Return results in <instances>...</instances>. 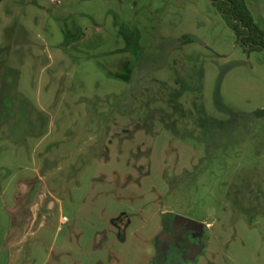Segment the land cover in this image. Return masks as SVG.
Returning a JSON list of instances; mask_svg holds the SVG:
<instances>
[{"label": "rangeland", "instance_id": "obj_1", "mask_svg": "<svg viewBox=\"0 0 264 264\" xmlns=\"http://www.w3.org/2000/svg\"><path fill=\"white\" fill-rule=\"evenodd\" d=\"M246 2L264 30V0ZM9 5L15 17L10 7L0 10L4 85L16 82L11 88L21 98L63 104L49 141L66 145L54 169L55 183L69 194L61 197L68 220L60 223L59 209L43 228L39 219L33 255L20 264H264V117L257 115L264 109V49L240 41L220 4ZM28 47L44 54L22 56ZM12 51L20 52L19 73ZM100 101L114 103L103 130L81 136V115L93 121ZM64 106L71 120L62 119ZM63 124L75 133L57 138ZM20 162L34 165L25 154ZM174 214L205 227L196 257L160 255L158 238Z\"/></svg>", "mask_w": 264, "mask_h": 264}, {"label": "crops", "instance_id": "obj_2", "mask_svg": "<svg viewBox=\"0 0 264 264\" xmlns=\"http://www.w3.org/2000/svg\"><path fill=\"white\" fill-rule=\"evenodd\" d=\"M9 1L11 0L1 2L0 10L5 12L10 7L7 11L10 10L8 13L15 17L17 13L11 9ZM56 1L60 2L61 0ZM3 17L6 16L3 15ZM254 18L258 23L255 14ZM4 32H0V40L4 37ZM28 50L29 53L24 52L21 55L28 54L30 58H34L36 54H44L42 50L36 47H28ZM19 53L12 51L9 56L10 62L15 63L14 67L17 72L19 71L17 67ZM51 60L52 58H50ZM0 63L3 68L0 73V187L2 189L0 193V227L4 229V232L0 230V247L6 240L5 246H3L6 250L0 256V264L3 261L5 264H20L22 258H29L33 255L34 241L31 239V235L34 229V234H39L38 229H36L39 219L41 220V222L39 221L41 228H43L47 223L48 215L53 210L59 209L61 212L60 223H65L64 217L67 216L62 214L63 200L61 197H67L69 194L62 187L64 183H59V180L55 183L57 171L54 169V164L61 160L60 151L63 150V147L66 148V145L61 142L62 137H69L72 132L75 133L73 130L76 128L75 126L73 128L67 127V124H63V126L57 128L56 132V137L62 139L49 141V138L53 135V128L57 123L56 117L63 104H55L57 109L52 112L51 109L55 108L52 102L46 104L42 100L34 101L30 98H21L16 93L17 91L11 88V86H15L16 82H9L7 86L4 85L6 73V60H4V57ZM114 97H117V101H119V95L115 94ZM100 102L97 106L102 104L103 107L97 111V121H95L96 117L94 115H90L89 120L93 118V121L89 122L86 119V113L81 115L79 125L81 122H85L80 132L81 136L92 137V135H96L103 130L104 118H107L106 116L112 111L114 103ZM77 103H79V100H71V104ZM65 106L61 112H63ZM70 111V109L65 108L62 119L71 120L74 116L71 117ZM86 125L88 127H85ZM76 151L74 150V152ZM67 152H70V149H67L66 155ZM24 154L30 157L34 163L33 167L31 164L20 162ZM15 169L19 171L16 172ZM58 169L62 168L58 166ZM6 171H9L8 175ZM24 172H30L34 175L22 176ZM58 187L62 189L59 193L57 192L59 191ZM6 231L8 233L5 239Z\"/></svg>", "mask_w": 264, "mask_h": 264}, {"label": "flooded vegetation", "instance_id": "obj_3", "mask_svg": "<svg viewBox=\"0 0 264 264\" xmlns=\"http://www.w3.org/2000/svg\"><path fill=\"white\" fill-rule=\"evenodd\" d=\"M257 115L264 117V114ZM204 228L197 221L176 214L171 221L165 219L163 231L158 238L160 255L166 258L172 252L175 257L179 255L196 257L204 246Z\"/></svg>", "mask_w": 264, "mask_h": 264}, {"label": "trees", "instance_id": "obj_4", "mask_svg": "<svg viewBox=\"0 0 264 264\" xmlns=\"http://www.w3.org/2000/svg\"><path fill=\"white\" fill-rule=\"evenodd\" d=\"M5 0H0V3ZM218 2L229 24L237 31L240 41L249 49H264V30L257 24L246 0H212ZM133 35L128 36L129 42ZM258 113L264 114V109Z\"/></svg>", "mask_w": 264, "mask_h": 264}, {"label": "built area", "instance_id": "obj_5", "mask_svg": "<svg viewBox=\"0 0 264 264\" xmlns=\"http://www.w3.org/2000/svg\"><path fill=\"white\" fill-rule=\"evenodd\" d=\"M64 220H65V221H67V220H68V218H67V217H64Z\"/></svg>", "mask_w": 264, "mask_h": 264}]
</instances>
